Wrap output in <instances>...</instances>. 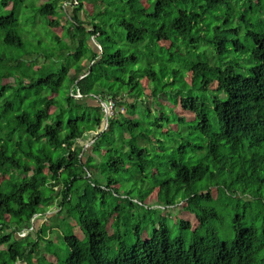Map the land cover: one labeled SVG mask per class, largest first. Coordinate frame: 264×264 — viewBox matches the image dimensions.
<instances>
[{"label": "trees", "instance_id": "16d2710c", "mask_svg": "<svg viewBox=\"0 0 264 264\" xmlns=\"http://www.w3.org/2000/svg\"><path fill=\"white\" fill-rule=\"evenodd\" d=\"M12 1L0 264H264V0Z\"/></svg>", "mask_w": 264, "mask_h": 264}, {"label": "rangeland", "instance_id": "374dc122", "mask_svg": "<svg viewBox=\"0 0 264 264\" xmlns=\"http://www.w3.org/2000/svg\"><path fill=\"white\" fill-rule=\"evenodd\" d=\"M3 0H0V14H6L8 13L9 10L12 9V6H13V1L10 2L8 5L6 4H3L1 3ZM37 0H23V2L21 3L22 6H21V9L19 11V21L21 24H24L26 21H30L31 23L35 21V30H33V32L31 34H33L36 38H48V36H52V33L49 31V29L47 27L44 26V20L45 18H42L41 16L39 17H36L35 13H36V2ZM42 1H45V0H42ZM40 1H38L39 3ZM89 7H91V5H89ZM71 10L72 8L70 6L67 7V11L69 13H71ZM65 13H66V10L65 9H62V10H59L56 18H59L61 20V23L64 25L65 23ZM39 19V21H38ZM241 26L243 27V31L242 33H245L246 29H247V25L245 23V21H241ZM51 31L56 34H61L62 33V30H61V27L60 28H56V29H51ZM62 35V34H61ZM66 38L63 37V40H65ZM36 42V41H34ZM63 42V41H62ZM95 42V41H94ZM11 50L13 51V55L15 57V61L14 62H11L9 63L8 60H11V57L13 56L11 54L12 51L8 50V49H5L4 46H1L0 47V73H4L6 72V69L7 67L11 66V70L14 71V70H21L22 68H25V69H28L30 67L32 68H37V64L36 63H28V62H21V60L24 61L23 58H26L28 54V51L25 50L24 52L22 51V49L18 48V47H11ZM47 50V48L43 47L41 44H38V51H42V52H45ZM10 58V59H9ZM18 58L20 59V61L18 63L17 60ZM182 58V57H181ZM84 61V64H87L88 61L87 59L83 60ZM11 64V65H10ZM6 65V66H5ZM6 81H13V78H7ZM1 85V84H0ZM67 87L66 85L62 88L63 91H66ZM10 92H8L6 95L2 96L0 98V112L2 109H5L6 108V101L7 99H11L13 102H15V104L17 105V101L15 99H18V98H12L10 97ZM92 103L96 102V101H91ZM18 112V111H17ZM9 116L12 115V113L8 114ZM1 121L3 120H0V125H1ZM6 119H4V122L6 123ZM18 137V133H16L15 135V138L17 139ZM81 143L85 144V146H88L90 144V138L87 139L86 141H81ZM151 202H153V206L157 205L158 203L155 201V194H153L151 197ZM57 210L54 209L52 212H56ZM36 224V227H39L42 223H43V220H35L34 222ZM35 233V232H34ZM59 244V246H61V243H57ZM56 244V245H57Z\"/></svg>", "mask_w": 264, "mask_h": 264}, {"label": "built area", "instance_id": "2783aa9c", "mask_svg": "<svg viewBox=\"0 0 264 264\" xmlns=\"http://www.w3.org/2000/svg\"><path fill=\"white\" fill-rule=\"evenodd\" d=\"M78 96H81V94H78ZM113 107H114V104L112 103L109 106H107L106 109L108 112L113 113Z\"/></svg>", "mask_w": 264, "mask_h": 264}, {"label": "clouds", "instance_id": "9594fccd", "mask_svg": "<svg viewBox=\"0 0 264 264\" xmlns=\"http://www.w3.org/2000/svg\"><path fill=\"white\" fill-rule=\"evenodd\" d=\"M103 105L105 106V110H106V113L108 114L109 112L107 111V109H106V107L108 106V105H106V103H103ZM164 208V207H163ZM27 234V231L26 232H22L21 233V236H25Z\"/></svg>", "mask_w": 264, "mask_h": 264}]
</instances>
